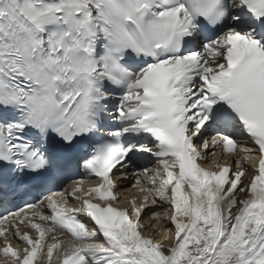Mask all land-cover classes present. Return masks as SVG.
Returning a JSON list of instances; mask_svg holds the SVG:
<instances>
[{"label":"snow or ice","instance_id":"snow-or-ice-1","mask_svg":"<svg viewBox=\"0 0 264 264\" xmlns=\"http://www.w3.org/2000/svg\"><path fill=\"white\" fill-rule=\"evenodd\" d=\"M0 264H264V0H0Z\"/></svg>","mask_w":264,"mask_h":264},{"label":"bare ground","instance_id":"bare-ground-1","mask_svg":"<svg viewBox=\"0 0 264 264\" xmlns=\"http://www.w3.org/2000/svg\"><path fill=\"white\" fill-rule=\"evenodd\" d=\"M132 195H135V193H134V192H132Z\"/></svg>","mask_w":264,"mask_h":264}]
</instances>
